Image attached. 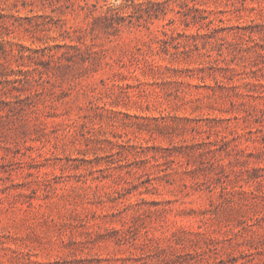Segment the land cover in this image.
Segmentation results:
<instances>
[{
  "label": "rangeland",
  "instance_id": "obj_1",
  "mask_svg": "<svg viewBox=\"0 0 264 264\" xmlns=\"http://www.w3.org/2000/svg\"><path fill=\"white\" fill-rule=\"evenodd\" d=\"M0 264H264V0H0Z\"/></svg>",
  "mask_w": 264,
  "mask_h": 264
}]
</instances>
